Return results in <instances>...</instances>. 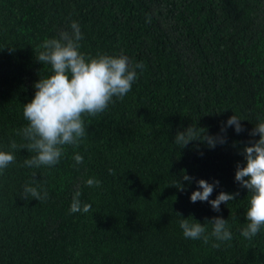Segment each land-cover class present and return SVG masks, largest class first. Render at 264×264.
Here are the masks:
<instances>
[{"label":"trees","instance_id":"1","mask_svg":"<svg viewBox=\"0 0 264 264\" xmlns=\"http://www.w3.org/2000/svg\"><path fill=\"white\" fill-rule=\"evenodd\" d=\"M72 21L83 33L81 53L123 54L145 67L122 100L83 117L87 135L64 146L56 166L24 167L34 153L10 143L23 142V105L51 74L36 50L71 32ZM232 115L244 131L221 133ZM261 121L264 0H0V151L16 157L0 173V264H264V228L251 240L240 234L250 194L235 182L237 163L245 164L239 152L259 139L249 133ZM189 126L226 143L180 148L175 136ZM90 178L100 186H87ZM199 179L219 181L210 200L221 191L239 196L219 212L192 203ZM26 184L47 199L21 198ZM76 191L89 213L69 214ZM189 216L227 220L232 240L184 238L179 222Z\"/></svg>","mask_w":264,"mask_h":264},{"label":"clouds","instance_id":"2","mask_svg":"<svg viewBox=\"0 0 264 264\" xmlns=\"http://www.w3.org/2000/svg\"><path fill=\"white\" fill-rule=\"evenodd\" d=\"M150 22V20H149ZM71 32L64 31L58 38H46L36 50L35 59L42 65H48L51 74L46 78H39L33 85L35 94L33 99L23 105V119L25 126L16 130V135L22 143L12 140L10 148L15 151L21 149L34 153L24 160V167L40 168L54 167L64 155V146H78L87 135L83 117H96L103 113L114 97L122 100L131 90L137 79L136 69L145 67L143 62L132 64L126 55L110 56L98 54L96 57H88L80 52V41L83 33L76 21L70 24ZM236 115H232L222 124L221 133H226L227 127L234 126L237 134L244 131L243 126ZM250 136H259L258 140H250L239 152L244 157L245 164L236 165L235 182L240 187L247 189L249 195L248 207L245 212L246 226L241 230V235L251 240L262 228H264V121L259 122ZM192 141L206 143L209 148L226 143V136L206 134V130L189 126L183 132H178L174 142L180 148L186 147ZM235 143V142H234ZM76 164L83 163V157L75 154ZM13 152L0 151V173L15 163ZM112 169L109 173L112 174ZM35 177V173H33ZM184 181H191L193 177L183 174ZM33 180V184H35ZM198 190L191 193L190 201L207 202L215 212L220 211L222 203L228 204L239 196V192L226 193L221 191L215 199L210 200L214 188L219 185L216 180L209 183L204 179L196 181ZM101 181L90 178L86 181L89 187H99ZM184 191V185L174 186ZM21 198L43 202L47 199V192H41L37 186L26 184L20 194ZM80 191H76L69 208V214L78 212L89 213L91 204L81 205ZM179 214V213H178ZM180 215V214H179ZM191 217V216H189ZM181 219L179 226L183 236L190 240L202 239L205 244L211 238L221 243L231 241L232 233L229 230L227 220L221 217H213L201 224L193 217ZM211 225V232H207V225ZM213 247H220V243H214Z\"/></svg>","mask_w":264,"mask_h":264}]
</instances>
